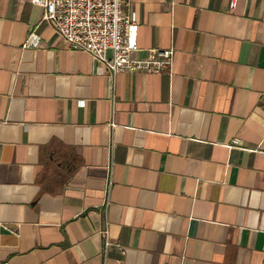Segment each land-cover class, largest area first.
<instances>
[{
  "label": "crops",
  "instance_id": "obj_1",
  "mask_svg": "<svg viewBox=\"0 0 264 264\" xmlns=\"http://www.w3.org/2000/svg\"><path fill=\"white\" fill-rule=\"evenodd\" d=\"M231 2L125 0L174 54L111 76L0 0V262L264 264V0Z\"/></svg>",
  "mask_w": 264,
  "mask_h": 264
},
{
  "label": "built area",
  "instance_id": "obj_2",
  "mask_svg": "<svg viewBox=\"0 0 264 264\" xmlns=\"http://www.w3.org/2000/svg\"><path fill=\"white\" fill-rule=\"evenodd\" d=\"M125 0H32L42 6L41 20L50 25L72 50H82L97 62L100 73L115 76L118 72L159 73L170 69L173 48H151L143 58L133 56L138 50V19L135 11H125ZM234 0L231 2L233 6ZM24 46L37 47L40 38L27 32ZM110 50V56L107 51ZM237 144L238 140L233 139ZM111 180L107 179L105 197L101 203L103 224L99 233L103 239L102 256L111 245L109 235L108 192ZM0 264H8L3 261ZM103 264H106L104 262Z\"/></svg>",
  "mask_w": 264,
  "mask_h": 264
}]
</instances>
